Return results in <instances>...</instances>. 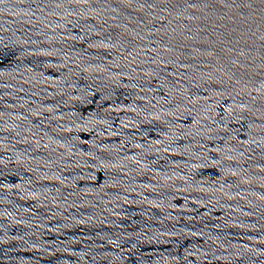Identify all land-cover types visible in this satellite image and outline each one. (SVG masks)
Segmentation results:
<instances>
[{"label": "water", "instance_id": "1", "mask_svg": "<svg viewBox=\"0 0 264 264\" xmlns=\"http://www.w3.org/2000/svg\"><path fill=\"white\" fill-rule=\"evenodd\" d=\"M0 264H264V0H0Z\"/></svg>", "mask_w": 264, "mask_h": 264}]
</instances>
